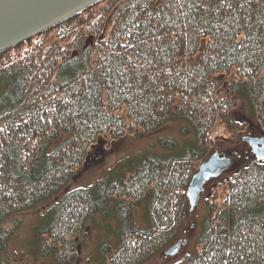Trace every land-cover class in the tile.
Segmentation results:
<instances>
[{"label":"trees","instance_id":"16d2710c","mask_svg":"<svg viewBox=\"0 0 264 264\" xmlns=\"http://www.w3.org/2000/svg\"><path fill=\"white\" fill-rule=\"evenodd\" d=\"M174 123L183 145L165 138L68 190L100 139ZM253 123L264 132V0H105L1 55L0 264L18 216L51 203L33 242L42 258L76 264L94 226L98 264H150L182 240L208 149ZM247 159L178 264H264V162Z\"/></svg>","mask_w":264,"mask_h":264},{"label":"rangeland","instance_id":"374dc122","mask_svg":"<svg viewBox=\"0 0 264 264\" xmlns=\"http://www.w3.org/2000/svg\"><path fill=\"white\" fill-rule=\"evenodd\" d=\"M239 115L242 114L239 113ZM183 126L181 123L170 124L163 127L160 132L152 136H144L140 139L126 137L120 139V141L109 143L104 139H100L91 150L84 169L76 175L68 190L94 187L122 160L132 159L143 152H160L161 141L165 138L176 140L180 145H183L186 140L181 135L180 129ZM252 127L258 128L255 123L252 124ZM250 128H247V131L240 133L236 138L229 137L226 138L227 140H220L218 144L216 143L208 149L205 163L214 154H220L231 160L234 159V161L232 160L231 169L220 176V178L207 183L204 192L201 194L202 197L199 205L195 210L192 211L190 206L189 219L186 224L187 229L182 238V241H185L186 244H183L180 253L169 259L166 255L158 257L150 262V264H178L191 255V253L199 251L196 242L201 234L202 222L209 214L207 203H210L217 196L218 199L214 203L221 206L228 195V181L235 172V168L239 169L248 164L247 157L255 159L252 150L243 142L244 137H252ZM224 134L225 131L218 127L212 136L209 137V140H213L214 142L216 138H224ZM52 204L39 206L33 211L25 212V214L18 216L21 220L20 227L15 231L7 244L8 249L5 256H3L4 260L9 261L10 264H54L50 258L45 259L37 254L36 246L33 245L37 230L46 229L50 225V215H48L47 210ZM9 223H7V226ZM111 226L115 228L116 224L114 221L111 222ZM87 233V235L77 239L76 264H98V260L95 258L97 256L95 249L99 245V239L104 233V229L98 231L94 226H91L87 230ZM112 240H114L113 236L110 237V241Z\"/></svg>","mask_w":264,"mask_h":264},{"label":"water","instance_id":"95a60500","mask_svg":"<svg viewBox=\"0 0 264 264\" xmlns=\"http://www.w3.org/2000/svg\"><path fill=\"white\" fill-rule=\"evenodd\" d=\"M105 0H0V55L17 48L61 23L81 16ZM243 142L252 150L253 157L264 162V138L244 137ZM233 161L214 154L198 170L190 182L188 200L195 210L209 181L218 179L232 167ZM186 244L179 241L169 248L166 257L180 253Z\"/></svg>","mask_w":264,"mask_h":264},{"label":"flooded vegetation","instance_id":"af4514ba","mask_svg":"<svg viewBox=\"0 0 264 264\" xmlns=\"http://www.w3.org/2000/svg\"><path fill=\"white\" fill-rule=\"evenodd\" d=\"M250 132H251V136L254 137V138H257V139H262L264 138V132L261 131V129L258 127V128H255V127H252L250 128Z\"/></svg>","mask_w":264,"mask_h":264},{"label":"bare ground","instance_id":"6f19581e","mask_svg":"<svg viewBox=\"0 0 264 264\" xmlns=\"http://www.w3.org/2000/svg\"><path fill=\"white\" fill-rule=\"evenodd\" d=\"M87 12V11H86ZM15 49V48H14ZM12 50V49H11ZM11 50H9V51H11ZM9 51H7V52H9ZM4 54H7V53H4ZM4 54H1V55H4ZM0 55V56H1ZM259 162V161H258ZM260 163H262V162H260ZM190 187V186H189ZM189 190V189H188ZM187 195H188V193H187Z\"/></svg>","mask_w":264,"mask_h":264}]
</instances>
